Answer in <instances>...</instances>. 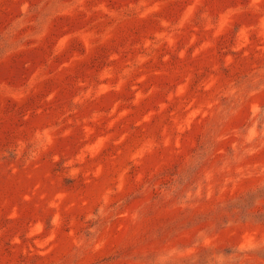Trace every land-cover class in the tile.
Wrapping results in <instances>:
<instances>
[{"label": "rangeland", "instance_id": "obj_1", "mask_svg": "<svg viewBox=\"0 0 264 264\" xmlns=\"http://www.w3.org/2000/svg\"><path fill=\"white\" fill-rule=\"evenodd\" d=\"M0 264H264V0H0Z\"/></svg>", "mask_w": 264, "mask_h": 264}]
</instances>
